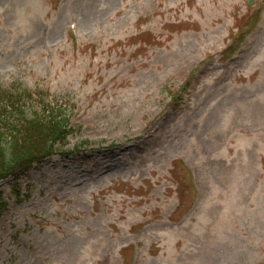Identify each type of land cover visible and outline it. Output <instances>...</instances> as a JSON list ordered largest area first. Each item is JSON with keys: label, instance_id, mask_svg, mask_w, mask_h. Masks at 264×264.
I'll use <instances>...</instances> for the list:
<instances>
[{"label": "rangeland", "instance_id": "rangeland-1", "mask_svg": "<svg viewBox=\"0 0 264 264\" xmlns=\"http://www.w3.org/2000/svg\"><path fill=\"white\" fill-rule=\"evenodd\" d=\"M6 88L71 103L87 152L20 180L0 264H264V0H0Z\"/></svg>", "mask_w": 264, "mask_h": 264}, {"label": "trees", "instance_id": "trees-1", "mask_svg": "<svg viewBox=\"0 0 264 264\" xmlns=\"http://www.w3.org/2000/svg\"><path fill=\"white\" fill-rule=\"evenodd\" d=\"M21 92L0 91V179L15 173L16 166L48 155L53 144H66L67 112L43 109L28 118Z\"/></svg>", "mask_w": 264, "mask_h": 264}]
</instances>
